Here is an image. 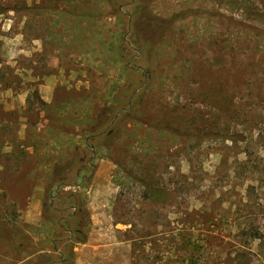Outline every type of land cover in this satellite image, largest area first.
I'll return each mask as SVG.
<instances>
[{
  "label": "rangeland",
  "instance_id": "obj_1",
  "mask_svg": "<svg viewBox=\"0 0 264 264\" xmlns=\"http://www.w3.org/2000/svg\"><path fill=\"white\" fill-rule=\"evenodd\" d=\"M0 13V264H264V0Z\"/></svg>",
  "mask_w": 264,
  "mask_h": 264
},
{
  "label": "trees",
  "instance_id": "obj_2",
  "mask_svg": "<svg viewBox=\"0 0 264 264\" xmlns=\"http://www.w3.org/2000/svg\"><path fill=\"white\" fill-rule=\"evenodd\" d=\"M1 14V13H0ZM84 135V139L86 140L89 136H87L86 135V133L85 134H83ZM79 161H81V164L83 163V160L82 159H80ZM56 168V167H55ZM80 171V170H79ZM79 171H77L78 173H76V176H77V178L79 179V181H82V182H84V181H87L88 180V178H84V177H82V178H80V174H79ZM81 172H82V170H81ZM62 177H60V176H58L57 174H56V170H53L52 171V173H51V175H50V181L52 182V183H57L59 186H61V185H63V181H65V179L67 178V176L66 175H61ZM60 177V178H59ZM68 199L69 200H73V199H75V197H74V195H72V194H70V195H68ZM75 208L76 209V207H72V206H69V208ZM70 215H68L67 217H65V218H68L67 220H69L71 217H69ZM72 217H74V214L72 215ZM65 218H61V219H63V220H65ZM67 220L66 221H64V223H66L67 222ZM65 226V225H64ZM81 227L78 225H76V229L73 231H71L72 233H71V235L73 236L74 234H78V235H81V237H80V240H78L77 241V244H84L85 243V235L83 234V231L80 229ZM233 263L235 264V261H233Z\"/></svg>",
  "mask_w": 264,
  "mask_h": 264
},
{
  "label": "crops",
  "instance_id": "obj_3",
  "mask_svg": "<svg viewBox=\"0 0 264 264\" xmlns=\"http://www.w3.org/2000/svg\"><path fill=\"white\" fill-rule=\"evenodd\" d=\"M18 35H19V34H18ZM14 52H16V53L19 55V54H21L22 51H21L19 48H18V50H17V48H16V49L14 50ZM14 56H15V54H14ZM16 56H17V55H16ZM13 58H15V57H13ZM77 188H78V187H77Z\"/></svg>",
  "mask_w": 264,
  "mask_h": 264
}]
</instances>
